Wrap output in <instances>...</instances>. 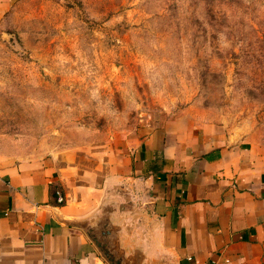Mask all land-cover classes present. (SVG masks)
I'll return each mask as SVG.
<instances>
[{
    "label": "rangeland",
    "instance_id": "obj_1",
    "mask_svg": "<svg viewBox=\"0 0 264 264\" xmlns=\"http://www.w3.org/2000/svg\"><path fill=\"white\" fill-rule=\"evenodd\" d=\"M264 143V0H12L0 160L93 168L154 128Z\"/></svg>",
    "mask_w": 264,
    "mask_h": 264
},
{
    "label": "crops",
    "instance_id": "obj_2",
    "mask_svg": "<svg viewBox=\"0 0 264 264\" xmlns=\"http://www.w3.org/2000/svg\"><path fill=\"white\" fill-rule=\"evenodd\" d=\"M100 232L120 264H264V143L164 125L94 169L0 160V264H111Z\"/></svg>",
    "mask_w": 264,
    "mask_h": 264
},
{
    "label": "water",
    "instance_id": "obj_3",
    "mask_svg": "<svg viewBox=\"0 0 264 264\" xmlns=\"http://www.w3.org/2000/svg\"><path fill=\"white\" fill-rule=\"evenodd\" d=\"M107 233L100 232L99 235L93 237V241L96 244L97 248L103 253L104 257L111 263V264H120V260L115 257L114 253L109 249L107 246L108 240L105 239Z\"/></svg>",
    "mask_w": 264,
    "mask_h": 264
},
{
    "label": "built area",
    "instance_id": "obj_4",
    "mask_svg": "<svg viewBox=\"0 0 264 264\" xmlns=\"http://www.w3.org/2000/svg\"><path fill=\"white\" fill-rule=\"evenodd\" d=\"M56 201L58 203H62L64 201V197H63V194L61 192H57V194H56Z\"/></svg>",
    "mask_w": 264,
    "mask_h": 264
},
{
    "label": "trees",
    "instance_id": "obj_5",
    "mask_svg": "<svg viewBox=\"0 0 264 264\" xmlns=\"http://www.w3.org/2000/svg\"><path fill=\"white\" fill-rule=\"evenodd\" d=\"M57 192H61V191L58 190ZM61 193H62V192H61Z\"/></svg>",
    "mask_w": 264,
    "mask_h": 264
}]
</instances>
